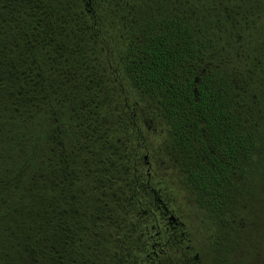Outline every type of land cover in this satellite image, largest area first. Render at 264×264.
<instances>
[{
    "label": "trees",
    "instance_id": "1",
    "mask_svg": "<svg viewBox=\"0 0 264 264\" xmlns=\"http://www.w3.org/2000/svg\"><path fill=\"white\" fill-rule=\"evenodd\" d=\"M158 199L264 254V0H0V264H144Z\"/></svg>",
    "mask_w": 264,
    "mask_h": 264
},
{
    "label": "flooded vegetation",
    "instance_id": "2",
    "mask_svg": "<svg viewBox=\"0 0 264 264\" xmlns=\"http://www.w3.org/2000/svg\"><path fill=\"white\" fill-rule=\"evenodd\" d=\"M158 202L161 206H158V209L164 210V219L159 227H162L161 232H157V237H151L147 240V244L150 247L147 249L149 254L145 255L144 264H199V256L198 254H187L182 255L178 246L184 243V237L188 232L184 230V227L187 225L180 222L179 218L175 216V211L172 209H168L165 206V203L158 199ZM195 234H197L195 232ZM197 240H195L196 242ZM152 248L158 254H152ZM85 260L83 264H133V262H125V257L114 256L112 259H116V262L105 263L103 259L105 258L102 255H90L83 257ZM107 259H111V257L107 256ZM141 258V257H138ZM71 259V258H70ZM158 259V261H153Z\"/></svg>",
    "mask_w": 264,
    "mask_h": 264
},
{
    "label": "rangeland",
    "instance_id": "3",
    "mask_svg": "<svg viewBox=\"0 0 264 264\" xmlns=\"http://www.w3.org/2000/svg\"><path fill=\"white\" fill-rule=\"evenodd\" d=\"M179 205H180V203L179 204L178 203L176 204V206H179ZM185 212L186 211H184V213ZM194 228H198L197 224H195V223H194ZM257 230H258V227H257V229L255 227V229H254L253 232H251V233L245 232L244 233L245 234V239H243L240 244L243 245V247L246 248L247 250L250 248L249 246H252V243H255V242L259 241V235H260V233H259V231L257 233ZM200 233H201V231L199 230L196 235L198 237H200ZM236 237L239 238V236H237V235H236ZM241 238H243V237H241ZM236 240H238V239H236ZM247 252H250V251H247ZM258 252H261V250L258 249ZM262 256H264L263 252H261V254H259L258 257L256 258V261L258 262V264H259V261L262 260L261 259ZM230 262H232V260H230Z\"/></svg>",
    "mask_w": 264,
    "mask_h": 264
},
{
    "label": "water",
    "instance_id": "4",
    "mask_svg": "<svg viewBox=\"0 0 264 264\" xmlns=\"http://www.w3.org/2000/svg\"><path fill=\"white\" fill-rule=\"evenodd\" d=\"M146 158H147V156H146Z\"/></svg>",
    "mask_w": 264,
    "mask_h": 264
}]
</instances>
